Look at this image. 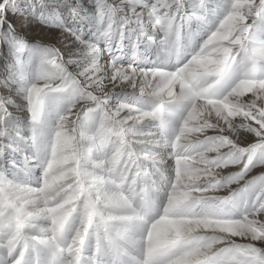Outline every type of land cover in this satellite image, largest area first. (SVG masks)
<instances>
[{
    "label": "snow or ice",
    "instance_id": "6c2138e0",
    "mask_svg": "<svg viewBox=\"0 0 264 264\" xmlns=\"http://www.w3.org/2000/svg\"><path fill=\"white\" fill-rule=\"evenodd\" d=\"M0 264H264V0H0Z\"/></svg>",
    "mask_w": 264,
    "mask_h": 264
}]
</instances>
